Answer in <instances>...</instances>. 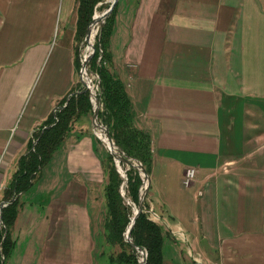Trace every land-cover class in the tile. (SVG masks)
Masks as SVG:
<instances>
[{"label":"crops","instance_id":"0c3cea01","mask_svg":"<svg viewBox=\"0 0 264 264\" xmlns=\"http://www.w3.org/2000/svg\"><path fill=\"white\" fill-rule=\"evenodd\" d=\"M121 5L111 70L151 137L163 264H264V0ZM76 22V0H0V217L30 142L78 91ZM88 131L72 129L18 195L4 264H104L107 153Z\"/></svg>","mask_w":264,"mask_h":264},{"label":"trees","instance_id":"16d2710c","mask_svg":"<svg viewBox=\"0 0 264 264\" xmlns=\"http://www.w3.org/2000/svg\"><path fill=\"white\" fill-rule=\"evenodd\" d=\"M102 1L104 0H76L75 41L78 69L81 68L79 44L85 38L96 6ZM117 7L118 5L112 12L113 17ZM111 21L112 19H109L105 24L107 40L111 33ZM102 44L104 45L105 43L102 42ZM102 48H106V46L104 45ZM96 54L91 68L100 77V99L103 104V110L100 112L99 118L109 131L115 144L128 157L141 162L146 173L150 175L153 164L151 137L148 132L136 125V115L125 85L110 68V53L107 56L104 55L105 57L101 59L100 67L97 64L100 53ZM66 103L67 100H65L64 104ZM92 110L89 92H84L82 89L80 92L72 93L68 104L61 112L56 114L57 117L52 116L43 124L41 131L30 142L27 154L19 160L14 180L6 192L7 197L5 200L10 202V204L2 212L4 228L0 231V264H2V257L6 259L13 246L12 239L9 236V229L17 217L18 195L32 187L35 177L43 169V166L49 162L52 154L61 146L68 133L72 130L71 123L75 117ZM35 141L36 144H34ZM107 158L109 161V164L105 165L107 173V185L105 188L107 203L105 230L107 239L113 244H121L129 248L128 254H122L117 259L112 258L111 262L115 264H138L137 252L124 241V232L133 216L132 205L127 204L126 199L134 203L139 202L142 178L139 171L134 168L127 171L128 187L125 197H123L121 187L124 179L120 177L112 155L108 154ZM167 235V233H164L162 225L150 220L146 213L140 214L131 231V237L135 245L146 249L148 253L147 264H163V246Z\"/></svg>","mask_w":264,"mask_h":264},{"label":"rangeland","instance_id":"374dc122","mask_svg":"<svg viewBox=\"0 0 264 264\" xmlns=\"http://www.w3.org/2000/svg\"><path fill=\"white\" fill-rule=\"evenodd\" d=\"M112 1L111 0H104V1H102V2H100L97 6H96V8H95V11H94V15H93V17L96 15V14H99V16L98 17H100V16H102L107 10H108V8H109V6H110V3H111ZM119 4V1H118V3L116 4V6ZM115 6V7H116ZM115 9V8H114ZM114 11V10H113ZM112 11V12H113ZM127 12H126V5H124V7L122 8V5H121V8H120V10H119V12H118V14L116 13V15H115V18L112 16V13L110 14V16L107 18V20H106V22L109 20V19H112V21H111V24H112V26H111V33H112V30H113V27L115 28V26L117 25V27L119 28H121L123 25H124V21H125V19H127ZM112 16V17H111ZM114 18V19H113ZM92 20H93V18H92ZM101 21H102V18H99V20H98V22H97V28H98V31H97V35H96V37H95V41H94V47H95V52H94V54H93V56H92V59L90 60V62H89V65H88V69H87V75H88V78L91 80V85H92V87H93V90L95 91V94L97 95L96 97H97V100H99L100 102H101V99H100V95H101V87H100V77H99V75H98V73L95 71V70H92V68H91V65H92V61H93V59H94V57L97 55L96 53H100V57L98 58V61H97V64H98V66L100 67L101 65H99V64H101V59L103 58V57H105V56H107V55H109V39L107 40V29H105V24H106V22H105V24H104V26H103V28H100V24H101ZM92 25V21H91V23H90V25L88 26V29L90 28V26ZM59 28H60V25H59V23L56 25V29H55V35L57 36L58 35V31H59ZM88 29H87V32H88ZM87 32H86V35H87ZM111 33H110V35H111ZM86 35H85V38L83 39V41L81 42V44H79V61H80V64H81V68H80V76H78L79 77V83H80V85H79V87L77 88V90H78V92H80V90H85L86 89V85L83 83V81H82V79H80V77H81V69H82V67H83V61H84V59H85V57L88 55L87 53H86V48H87V46H88V44L87 43H85V39H86ZM56 36H55V38H54V40H56ZM103 37H104V39H103ZM105 37H106V39H105ZM104 40V41H103ZM102 42H104L105 44V46H106V48H102L104 45L102 44ZM105 55V56H104ZM111 59V61H112V58H110ZM104 63H106V62H104ZM106 65V64H105ZM110 68H111V65H110ZM85 82V81H84ZM99 84V85H98ZM70 98H71V96H69L68 98H67V103L66 104H61L59 107H60V109H57L56 111H55V113H54V117H57L56 116V114H58L59 112H61V110L68 104V102H69V100H70ZM90 99H91V97H90ZM91 104H92V102H91ZM92 108H93V110L91 111V112H86V113H83V114H79V117H75V119H74V121H72V123H71V127H72V129H82V128H84L85 130H89L88 131V133L90 132V133H92V135H94L95 137H96V139L99 141V143H100V146H101V148H103L104 149V151H106V153H107V156H108V154H111L110 153V151H109V148H108V146H107V144L105 143V142H103L102 140H100L99 139V137L97 136V131H96V134H95V131H94V129H93V120H94V105L92 104ZM103 110V104H102V102H101V107H100V111H99V115H100V112ZM99 121H100V123L102 124V125H104L103 123H102V121H101V119L99 118ZM69 134V133H68ZM112 137V136H111ZM113 139V138H112ZM114 141V140H113ZM34 144H36V141L34 142ZM56 151V150H55ZM55 153V152H54ZM53 153V154H54ZM53 154H52V156H53ZM112 155V154H111ZM112 158H113V160H114V162H115V167H116V169H117V171H118V173H119V175H120V177L122 178V179H124L123 178V174L124 173H126L127 175H128V173H127V171H129L131 168H134L135 170H138L137 168H135L133 165H128L127 163H121L120 164V167H118L119 165H118V163H116V161H115V157L112 155ZM130 158V157H129ZM51 159V158H50ZM50 161V160H49ZM138 161V160H137ZM106 163H105V165L107 166L108 164H109V161H108V158L106 157V161H105ZM49 163V162H48ZM48 163L45 165V166H43V169H44V171H46V169H47V165H48ZM141 163V162H140ZM142 164V163H141ZM118 165V166H117ZM121 168H122V170H121ZM42 169V170H43ZM189 169H195L196 170V176H197V174H198V170L195 168V167H189L188 169H186L185 170V173H186V171L187 170H189ZM40 171L39 172V174L35 177V179H34V182L33 183H35V182H37L39 179H41L42 177H43V171ZM124 171V172H123ZM139 171V170H138ZM140 173V172H139ZM185 173H184V175H185ZM148 175V174H147ZM151 175V174H150ZM150 175H148V178H149V180H148V184H147V182H146V186H144V183H143V179H142V186H141V188H140V198H139V202L138 203H134V202H131V201H129V199H128V201H129V203H130V205H132V212H133V216L131 217V221H132V219H133V217H134V215H135V213H134V211H135V208H137L138 209V207H139V203H140V199H141V197L143 196V194L147 191V193L145 194V201H144V204H143V211H142V213H146L147 215H148V217H149V219L150 220H152L153 222H156V223H158V224H163V222H164V224H167V226H169L168 225V223L166 222V221H162L161 219H160V217H158V215H156L153 211H152V207H151V205H150V202H149V190H150V185H151V176ZM140 176H141V174H140ZM196 176L194 177V179L190 182V184L188 185V186H190L192 183H193V181L195 180V178H196ZM141 178H142V176H141ZM183 180H184V178H183ZM185 186V185H184ZM188 186H186V187H188ZM127 187H128V182L126 183V185H125V187H124V190H125V194H126V191H127ZM126 203L128 204V202L126 201ZM10 204V202H6V203H4V208L5 207H7L8 205ZM4 208H2L1 209V217H2V212H3V209ZM140 216V215H139ZM106 217H107V208L105 207V210H104V212H103V215L101 216V218L102 219H104V220H106ZM131 221H130V223H131ZM130 223H129V225H130ZM136 223V222H135ZM129 225L127 226V228H126V230H125V232H124V241L126 242V243H128L129 245H130V243L129 242H127V240H126V232H127V229H128V227H129ZM103 232H104V236H105V239H104V244H103V246L101 247H99V251H100V248H101V254L103 255V259L105 258V260H104V264H115V263H112L111 262V259L113 258V259H117V258H119L120 257V255H124L125 253H129V248L127 247V246H123V245H121V244H113V243H111V242H109L108 241V239H107V232H106V230H105V221H104V225H103ZM4 228V225H3V220L0 218V231L2 230ZM133 229V228H132ZM10 230V229H9ZM132 231V230H131ZM167 236L166 237H168L169 239H172V236L167 232ZM130 236H131V233H130ZM165 237V246H164V256L165 257H167V238ZM132 238V237H131ZM99 241H100V239H99ZM178 244V243H177ZM179 245L181 246V247H183V254H184V256H188V258L192 261L193 260V257L192 256H194V259L195 260H199V256L200 255H197V254H194V253H192L191 252V254H190V248H189V246H188V244L186 243V242H179ZM131 246V245H130ZM178 247V246H177ZM131 248H132V246H131ZM141 250H144V251H146V249H143V248H141V247H139ZM191 248H192V246H191ZM133 249V248H132ZM194 249V248H193ZM134 251H136L137 252V255H138V260H139V263L138 264H140V262L142 261V255H141V253H139L137 250H135V249H133ZM194 252H197L195 249L193 250ZM147 252V251H146ZM173 252V251H172ZM147 255H148V253H147ZM148 257V256H147ZM4 262H5V258L4 257H2V264H4ZM101 264H102V261H101ZM197 264H203V262L202 261H200V263H197Z\"/></svg>","mask_w":264,"mask_h":264},{"label":"water","instance_id":"95a60500","mask_svg":"<svg viewBox=\"0 0 264 264\" xmlns=\"http://www.w3.org/2000/svg\"><path fill=\"white\" fill-rule=\"evenodd\" d=\"M118 1L119 0H113L110 3V6H109L108 10L102 15L103 19L101 21L100 28H103L107 18L110 16L112 11L114 10V8H115L116 4L118 3ZM93 21H94V17H93L92 23H93ZM90 28H91V26H90ZM90 28L88 29V32H87V35H86V39H85V43H87V44H89L88 39H89V35H90ZM94 52H95V47H94V45H92L89 54L85 57V59L83 61V67L81 69V79H82V81H83V73L87 72L89 62L92 59V56H93ZM90 82H91V80H90ZM83 83L85 84L84 81H83ZM84 92H89L90 97H91V102L94 105L93 129L95 131V134H96L97 130L103 131V133L105 134V136L107 137V140L109 142V146H108L109 151L115 157V161L119 165V166L118 165L117 166L120 167V164L122 162L123 163H127L128 165H133L135 168H137L139 170V172H140V174L142 176V179H143L144 186H146V182L148 184L149 178H148V175H147L143 165L139 161H137L136 159L129 158L125 154V152H123L121 150V148H119L115 144V142L113 141V139H112L109 131L107 130V128L100 123V121H99V111H100V107H101V102L99 100H97V97H96L97 95L94 93L93 88H91L89 85H86V89L84 90ZM121 170H122V168H121ZM123 178H124V183H123V185L121 187V194H122L123 197H125L124 187H125V185L127 183V180H128L126 173L123 174ZM146 193H147V191L141 197L138 209L135 208V211H134L135 215H134V217H133V219H132V221H131L128 229H127V232H126V240H127V242L130 243V245L132 246L133 249L137 250L142 255V261L140 262V264H147V256L148 255H147L146 251L141 250L138 246L135 245L133 239L130 236V233H131L132 228L135 225V222H136L137 218L139 217V215L143 211V204H144V201H145V194ZM126 200H127L128 204H130L128 199H126ZM2 208H4V203L1 204V209ZM0 218L2 219V217H0Z\"/></svg>","mask_w":264,"mask_h":264},{"label":"bare ground","instance_id":"6f19581e","mask_svg":"<svg viewBox=\"0 0 264 264\" xmlns=\"http://www.w3.org/2000/svg\"><path fill=\"white\" fill-rule=\"evenodd\" d=\"M111 1H113V0H111ZM98 16H99V14H96L94 16V21H93V23L91 25V28H90V35H89V39H88L89 44H88V46L86 48V53L87 54H89V52L91 50V46L94 45L95 37H96L97 31H98L97 22H98L99 18H102L103 19V16H100V17H98ZM83 80L85 81V84L86 85H89L91 88H93L92 85H91V83H90V79L88 78L87 72H84L83 73ZM94 93H95V91H94ZM97 136L102 141H104L107 144V146H109V142L107 140V137L103 133V131L97 130Z\"/></svg>","mask_w":264,"mask_h":264},{"label":"built area","instance_id":"2783aa9c","mask_svg":"<svg viewBox=\"0 0 264 264\" xmlns=\"http://www.w3.org/2000/svg\"><path fill=\"white\" fill-rule=\"evenodd\" d=\"M195 176H196L195 169L187 170L184 176V180H183L184 185L188 186Z\"/></svg>","mask_w":264,"mask_h":264}]
</instances>
